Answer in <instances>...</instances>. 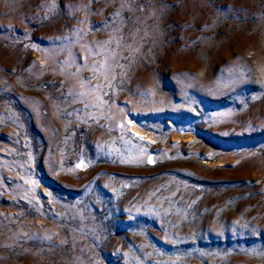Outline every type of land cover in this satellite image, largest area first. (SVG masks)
Segmentation results:
<instances>
[{"label":"rangeland","instance_id":"374dc122","mask_svg":"<svg viewBox=\"0 0 264 264\" xmlns=\"http://www.w3.org/2000/svg\"><path fill=\"white\" fill-rule=\"evenodd\" d=\"M0 264H264V0H0Z\"/></svg>","mask_w":264,"mask_h":264},{"label":"snow or ice","instance_id":"6c2138e0","mask_svg":"<svg viewBox=\"0 0 264 264\" xmlns=\"http://www.w3.org/2000/svg\"><path fill=\"white\" fill-rule=\"evenodd\" d=\"M100 70H102L105 74H107L108 71H109V69L106 67L105 64H101V65H100Z\"/></svg>","mask_w":264,"mask_h":264},{"label":"bare ground","instance_id":"6f19581e","mask_svg":"<svg viewBox=\"0 0 264 264\" xmlns=\"http://www.w3.org/2000/svg\"><path fill=\"white\" fill-rule=\"evenodd\" d=\"M153 152V151H152Z\"/></svg>","mask_w":264,"mask_h":264}]
</instances>
